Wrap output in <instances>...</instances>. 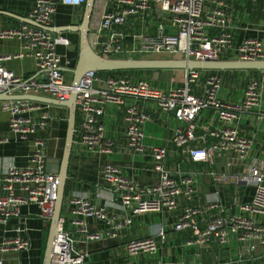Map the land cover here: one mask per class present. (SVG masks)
<instances>
[{
    "label": "built area",
    "instance_id": "built-area-1",
    "mask_svg": "<svg viewBox=\"0 0 264 264\" xmlns=\"http://www.w3.org/2000/svg\"><path fill=\"white\" fill-rule=\"evenodd\" d=\"M237 0H216L207 9L206 0H114L110 10H102L99 24L95 29L97 36L108 31L106 39L99 43L95 52L105 58L123 57L128 51L122 46L124 33L122 26L128 17L144 15L155 9L161 15H169L176 25L172 33L158 29V41L142 42L139 52L151 51L167 53L178 58L198 61L221 60L232 47L231 19L228 10ZM244 1V0H243ZM85 0H34L28 19L40 25L51 27L57 6H79ZM214 31L213 33L211 31ZM18 37L23 41V48L33 56L36 66L35 76L27 79L16 75L4 66V61L18 55L0 54V93L32 94L51 97L56 100L67 99L73 89L66 82L62 57L58 46H68L69 39L60 32L48 31L27 23L19 28L0 29V39ZM233 59H264V41L256 38H245L236 47ZM197 69L185 71L183 84L163 89L145 80H134L122 74L100 78L98 72L85 74L76 90L75 104L81 115L79 127L80 145L94 153L111 151L112 143L105 138L103 116L108 105H121L126 99L133 102L126 107L125 135L128 147L134 151L143 150V126L148 114L139 110L137 100H151L166 113L173 115L177 121L170 142L183 152H188L192 161H205L212 164L216 158H234L240 164L229 163L231 173H214L213 179L218 184H248L254 186L251 199L240 203L235 213L213 214L200 227L202 211L197 206L185 207L173 225L175 231L188 230L190 238L186 245L205 248L211 241L220 245L228 243L234 236L240 248L255 252L264 247V161L255 156L253 139L240 133L236 122L242 116L259 113L262 99L260 83L256 79L247 82L241 98L227 101L220 97L221 77L217 73L209 75L204 86L203 95L191 93L190 85L198 76ZM39 75V76H38ZM39 78H41L39 80ZM38 102L29 100H4L1 109L8 114V126L20 139L46 127L49 115L46 112L34 117L30 113L38 109ZM204 110H212L217 127L206 131L208 142L192 146L196 140V117ZM262 115H257L260 120ZM8 138L0 135V145ZM46 139L34 137L30 144L27 166L7 165L1 171L0 223L10 217L20 216V207L35 204L39 216L50 220L55 211L58 177L45 169ZM166 155L163 146L154 147L151 154L153 168L158 173L156 183L139 185L127 177L114 164L106 163L100 169L102 179L115 191L119 207L126 215L118 221L110 214L104 204H98L88 197L72 194L69 198V216L60 215L56 234L52 240L48 264H85L88 252L75 245L72 235L82 236L84 242L115 237L122 227L132 223V215L147 212L170 211L177 207L179 196L189 197L193 191V176L182 174L178 179L172 177L163 167L162 160ZM236 170V171H234ZM219 206L218 200L209 201L206 209L213 210ZM88 219L101 221L102 230L91 231L87 226ZM159 231L158 235H162ZM30 244L21 236L7 237L0 243L1 252L27 250ZM129 257L140 252L154 255L157 246L153 237L130 240L125 245ZM238 256L243 254L238 252Z\"/></svg>",
    "mask_w": 264,
    "mask_h": 264
},
{
    "label": "crops",
    "instance_id": "crops-1",
    "mask_svg": "<svg viewBox=\"0 0 264 264\" xmlns=\"http://www.w3.org/2000/svg\"><path fill=\"white\" fill-rule=\"evenodd\" d=\"M214 1L216 0H206V8H211ZM33 5L34 0H0V29L19 28L24 23L29 24L27 22L29 11ZM231 5L228 16L232 23V47L222 56V59L227 60L233 59L235 49L243 39L256 38L264 41V0H237ZM113 6L114 0H96L88 36L89 44L94 51H98L99 43L106 39L108 33V31H102L99 37L97 36L95 28L99 24V15L102 10H110ZM83 11L84 3L75 7L59 4L51 27L58 29L67 25L78 26L81 23ZM160 27L164 33H172L176 29L171 16L161 15L155 9L143 16L128 17L122 26L124 33L122 46L128 51L123 57L167 58L162 56L164 53L138 51L142 48V42L158 41ZM60 33L70 41L68 46H58L57 51L62 57L65 80L71 84L72 69L78 56L79 32L61 31ZM96 42L99 43L96 45ZM0 54H21V56L4 61V66L25 79L35 76L34 58L28 50L23 48L22 39L18 37L0 39ZM185 73L182 69L163 71L134 69L125 70L119 74L134 80H145L154 86L168 89L183 84ZM213 73L221 77L219 95L227 101L240 99L250 80L256 79L260 83L262 99L259 113L242 116L236 122V126L242 135L253 139L252 153L264 161V70H199L192 84L193 88H190L191 93L202 96L207 78ZM98 74L102 79L111 75L106 71L98 72ZM198 79H200L199 82H197ZM132 102L133 100L126 99L121 105L111 104L105 109L103 116L105 138L112 143L111 151L108 153L89 152L80 145L78 131L81 115L79 112L76 113V131L68 158L67 179L60 215L69 216V198L72 194H79L95 203L104 204L108 212L120 221L126 212L119 207L117 191L102 179L101 167L106 163H111L117 165L127 177L139 185L154 184L158 173L153 168L151 154L154 147L158 146L166 149L162 165L172 177L178 179L180 175L187 173L193 176V191L188 198L179 196L177 207L173 210L132 215L131 225L120 228L115 237L84 242L82 236L76 235L77 248L89 254L85 264H264V247L255 252L246 251L240 248V243L234 236H231L225 245H220L216 241H211L205 248L186 245L190 232L173 229L174 223L185 207L193 205L201 209L199 225L203 227L213 214L220 213L219 210L222 213H235L237 205L251 199L254 186L241 183H215L214 173H231L233 171L231 165L221 160L214 161L212 164L205 161H192L188 152L181 151L170 142V137L177 125L173 115L159 109L151 100L136 101L138 109L147 113L149 118L143 126L145 135L143 150L137 152L130 149L125 129L126 107ZM1 103L2 101H0V135L7 137L8 141L0 145V185L1 171L4 166H27L29 164L30 144L34 137H44L46 155L60 159L68 117L66 107L39 103V108L30 114L37 117L46 112L49 115L48 123L44 129L29 135L24 140L10 131L9 117L1 109ZM259 114L262 117L257 120L256 117ZM195 124L196 140L191 143L192 146L208 142L206 131L217 127L220 123L212 110H204L196 117ZM0 194H4L1 186ZM214 200H218L219 206L213 210L206 209L207 202ZM50 226L51 219L47 221L41 218L35 204L22 205L19 217H10L5 223H0V238L25 237L30 246L27 250L10 252L5 256L2 264H44ZM87 226L91 231L104 228L103 223L95 219H88ZM161 230L163 234L158 235ZM150 236L153 237L157 246L156 254L148 255L140 252L132 257L126 254L127 242ZM238 252H241L243 256L239 257Z\"/></svg>",
    "mask_w": 264,
    "mask_h": 264
},
{
    "label": "water",
    "instance_id": "water-1",
    "mask_svg": "<svg viewBox=\"0 0 264 264\" xmlns=\"http://www.w3.org/2000/svg\"><path fill=\"white\" fill-rule=\"evenodd\" d=\"M96 0H85L84 11L80 25L73 26L67 25L55 29L53 27H47L40 25L32 20L28 19V23L54 32L61 31H78L79 42H78V56L72 69V90L70 91L67 99L56 100L51 97L43 95H32V94H13L9 95L7 92L0 93V101L4 100H29L38 103H44L49 105L63 106L68 109L67 117V131L63 141V149L60 159L47 156L45 169L49 172L56 173L58 177V189L56 195L55 211L51 217V226L49 230V238L47 248L45 251L44 264L49 263L50 251L52 246V240L56 234L57 222L60 217L61 206L64 198L65 182L67 179V165L68 158L70 155L71 147L74 143L75 120L77 108L75 104L76 90L79 86L82 77L90 72H102V71H121V70H134V69H153V70H176L182 69L184 71L197 69V70H264V59L258 60H239V59H221L216 61H198L186 58H142V57H114L105 58L97 54L89 44L88 36L90 33V22L95 9ZM228 161L229 163L240 164V161L234 158H221L218 157L215 161ZM56 168V170H55ZM236 171V170H234ZM7 238V237H6ZM4 238H0V243ZM10 252L0 251V264L3 263V259Z\"/></svg>",
    "mask_w": 264,
    "mask_h": 264
},
{
    "label": "bare ground",
    "instance_id": "bare-ground-1",
    "mask_svg": "<svg viewBox=\"0 0 264 264\" xmlns=\"http://www.w3.org/2000/svg\"><path fill=\"white\" fill-rule=\"evenodd\" d=\"M162 56L167 57V58H171V59H177L178 58L176 55H170V54H164Z\"/></svg>",
    "mask_w": 264,
    "mask_h": 264
},
{
    "label": "trees",
    "instance_id": "trees-1",
    "mask_svg": "<svg viewBox=\"0 0 264 264\" xmlns=\"http://www.w3.org/2000/svg\"><path fill=\"white\" fill-rule=\"evenodd\" d=\"M123 71H125V70H121V71H106V72H108L111 75H114V74H119L120 72H123ZM159 71H163V70H159Z\"/></svg>",
    "mask_w": 264,
    "mask_h": 264
},
{
    "label": "rangeland",
    "instance_id": "rangeland-1",
    "mask_svg": "<svg viewBox=\"0 0 264 264\" xmlns=\"http://www.w3.org/2000/svg\"><path fill=\"white\" fill-rule=\"evenodd\" d=\"M164 54H167V53H164ZM171 55V54H170ZM129 73V72H128ZM222 76H223V74H222ZM183 81H184V79H183ZM200 81V79H198V81L197 82H199ZM190 88H193V85L191 84L190 85ZM73 236V238H75L76 239V235H72ZM75 245H76V243H75Z\"/></svg>",
    "mask_w": 264,
    "mask_h": 264
}]
</instances>
